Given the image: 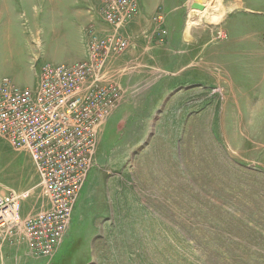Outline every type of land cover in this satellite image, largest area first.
Wrapping results in <instances>:
<instances>
[{
    "label": "rangeland",
    "instance_id": "374dc122",
    "mask_svg": "<svg viewBox=\"0 0 264 264\" xmlns=\"http://www.w3.org/2000/svg\"><path fill=\"white\" fill-rule=\"evenodd\" d=\"M194 1L153 20V55L125 63V36L109 57L121 99L57 251L35 259L20 229L0 264H264V0ZM99 5L0 0V78L32 88L42 65L79 62L75 31L99 24ZM0 188L30 191L22 218L48 209L28 155L1 136Z\"/></svg>",
    "mask_w": 264,
    "mask_h": 264
},
{
    "label": "built area",
    "instance_id": "2783aa9c",
    "mask_svg": "<svg viewBox=\"0 0 264 264\" xmlns=\"http://www.w3.org/2000/svg\"><path fill=\"white\" fill-rule=\"evenodd\" d=\"M138 0H100V32L85 29L86 57L66 65H42L35 86L18 88L0 78V136L33 165L48 209L22 218L30 191L0 188V252L22 230L35 259L61 245L92 164L99 129L121 99L107 80L109 57L128 48L125 28L139 13Z\"/></svg>",
    "mask_w": 264,
    "mask_h": 264
},
{
    "label": "crops",
    "instance_id": "0c3cea01",
    "mask_svg": "<svg viewBox=\"0 0 264 264\" xmlns=\"http://www.w3.org/2000/svg\"><path fill=\"white\" fill-rule=\"evenodd\" d=\"M138 1H139L138 2L139 13L131 21V23L125 28V31H124L125 36H128L130 41L131 40L133 41L134 37L136 38L135 41L132 42V48L129 50L128 56L126 58L127 60L125 63L127 64L134 63L136 61L140 62L141 59H143V55L145 54H148V55L154 54L153 53L154 48L158 47L156 43L158 42L157 35H158L159 28L156 27V25L153 24L152 22H154L157 17H162L161 15L166 16V15L175 13L177 10V7L175 6L176 0H138ZM94 26L97 32L101 31L99 24H95ZM173 29H176V28L174 27ZM182 30L183 29H181V31ZM79 33L80 34L77 35L75 31L74 41L77 40L78 42L76 54L78 57V61L80 62V61H83L86 57V53L84 50L85 43H86V36L83 35L82 30L79 31ZM184 43H186V41L181 36H180V42H177V43L174 37H171V40L170 39L168 40V43L166 46L175 48L174 49L175 56L171 57L170 59L171 62L169 61L168 65L170 64L174 65L175 62H182L179 59L180 57H178L180 56L178 55V53H180L178 49ZM150 60H154V58H150ZM182 68L183 67H181L180 70H182ZM15 250H16L15 248H12V247H9V245H6L2 249V252L0 254V260L6 261L12 255V253L15 252Z\"/></svg>",
    "mask_w": 264,
    "mask_h": 264
},
{
    "label": "water",
    "instance_id": "95a60500",
    "mask_svg": "<svg viewBox=\"0 0 264 264\" xmlns=\"http://www.w3.org/2000/svg\"><path fill=\"white\" fill-rule=\"evenodd\" d=\"M205 8V0H195L191 6V11L202 12Z\"/></svg>",
    "mask_w": 264,
    "mask_h": 264
},
{
    "label": "bare ground",
    "instance_id": "6f19581e",
    "mask_svg": "<svg viewBox=\"0 0 264 264\" xmlns=\"http://www.w3.org/2000/svg\"><path fill=\"white\" fill-rule=\"evenodd\" d=\"M194 13V12H193Z\"/></svg>",
    "mask_w": 264,
    "mask_h": 264
}]
</instances>
